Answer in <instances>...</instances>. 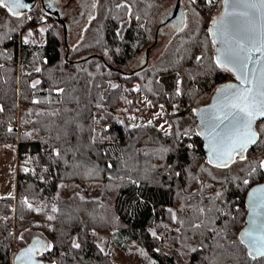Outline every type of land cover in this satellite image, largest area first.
I'll return each instance as SVG.
<instances>
[{
  "label": "trees",
  "instance_id": "1",
  "mask_svg": "<svg viewBox=\"0 0 264 264\" xmlns=\"http://www.w3.org/2000/svg\"><path fill=\"white\" fill-rule=\"evenodd\" d=\"M221 1L179 0L189 27L174 34L160 64L131 71L125 68L152 45L169 0H105L94 39L72 50L63 36L61 42L55 18L43 43L18 40L19 27L37 22L38 15L27 19L35 4L17 26L0 9V145L16 143L18 163L15 196L0 201V264H12L11 250L27 231L54 245L41 255L46 264H125L102 251L93 230H113L120 248L130 240L145 247L152 264H264L237 241L247 189L264 179V170L252 173L264 159V135L246 160L228 168L207 164L201 137L183 135L197 130L192 109L232 79L215 67L208 33ZM134 89L153 104L173 106L169 132L131 124L139 109ZM66 181L95 187L88 196H60L58 185Z\"/></svg>",
  "mask_w": 264,
  "mask_h": 264
},
{
  "label": "snow or ice",
  "instance_id": "2",
  "mask_svg": "<svg viewBox=\"0 0 264 264\" xmlns=\"http://www.w3.org/2000/svg\"><path fill=\"white\" fill-rule=\"evenodd\" d=\"M192 2L195 3V0ZM223 3L225 11L212 19L208 33L213 37V42L220 45L213 57L215 67L231 73L236 83L219 86L210 106L192 109L193 114L199 118L197 130L193 133L189 128L183 132L189 138L191 135L203 137L207 150L206 163L217 168H228L237 159L246 160L245 153L249 147L261 143L260 137L264 135V124L259 130L255 128L257 121L264 119V0H223ZM27 7L29 5L24 0H0V9H7L10 15L17 18L22 16L19 9ZM229 7L233 11H228ZM24 42L27 43V39ZM195 59L199 62L202 57L197 56ZM39 83L37 80L31 87L36 88ZM180 83V80L176 81L177 96L181 95ZM63 91L57 89L58 93ZM32 102L41 103L36 99ZM148 123L151 124V121ZM160 127L163 129V125ZM180 134L176 133L178 136ZM188 148L193 149L194 145L189 144ZM257 169L264 170V159L252 168V173ZM243 183L247 185L249 181L245 179ZM216 196L220 197L221 193L217 192ZM28 207L32 209L31 204ZM248 207L250 217L247 227L237 236V241L247 247L248 256L252 260H264V185L249 193ZM51 211L55 213L58 209L53 206ZM205 211L204 208L199 209L201 214ZM172 218L176 220L175 213ZM47 219L53 220L54 217L50 215ZM194 227L199 228L200 225ZM17 239L23 240V234ZM53 247L51 242L36 238L15 255L14 264H41L38 257L50 252ZM72 247L79 248L80 244L74 239Z\"/></svg>",
  "mask_w": 264,
  "mask_h": 264
},
{
  "label": "rangeland",
  "instance_id": "3",
  "mask_svg": "<svg viewBox=\"0 0 264 264\" xmlns=\"http://www.w3.org/2000/svg\"><path fill=\"white\" fill-rule=\"evenodd\" d=\"M63 8L61 9V16L65 17L73 14V21H70V27L67 29L66 34V47L70 50L76 48L82 43L91 41L94 39V31L98 29L99 24L104 16V2L105 0H60ZM175 0H169V2L162 8L156 23L158 24V32L156 40L152 43L148 51V57L146 65L153 66L158 65L163 61V52L168 44L172 41L174 34L180 30H184L189 27L188 9L182 2L180 9L182 12V18L178 26L169 23H164L160 26L161 17H165L169 11L172 10ZM36 10L28 13V20L37 18V22L34 24L25 23L19 27L18 40L23 42L27 39V43H43L45 39V30L53 24V19L47 15L45 10L39 3H36ZM221 9V6L219 10ZM25 14V13H24ZM20 16L23 18V15ZM38 15V16H37ZM162 15V16H161ZM10 20L13 21L14 26L18 25L20 19L14 16H10ZM58 33L62 42V27L58 24ZM44 29L43 32L40 30ZM31 33V35H29ZM65 49L64 45L62 46ZM143 61V53L138 55L132 63H130L125 69L131 71L141 66ZM137 102L139 109L130 115L131 124H138L140 122H149L156 124L158 127L163 125V131L169 132L171 125L168 122L167 114L173 110V106H168L164 103L153 104L148 98L141 92L136 90ZM208 98L201 101L206 102ZM19 128V127H18ZM161 128V127H160ZM189 144V143H188ZM239 160V159H237ZM236 160V161H237ZM17 144H2L0 145V201H4L7 197L15 196V181H16V169H17ZM95 184H83L76 181L61 182L58 185V194L60 196H67L72 192H83L85 195L92 193ZM24 233V232H23ZM34 234L32 231L24 233V244L28 242L30 236ZM42 235V234H41ZM115 232L113 230L106 231H92V238L96 241L102 251L106 252L114 261L125 264H152V260L149 257L150 252L134 241H127L123 248L117 246ZM27 245V243H26ZM19 247L14 245L11 250V255L15 252V249Z\"/></svg>",
  "mask_w": 264,
  "mask_h": 264
},
{
  "label": "water",
  "instance_id": "4",
  "mask_svg": "<svg viewBox=\"0 0 264 264\" xmlns=\"http://www.w3.org/2000/svg\"><path fill=\"white\" fill-rule=\"evenodd\" d=\"M24 3H26V0H24ZM241 9H237V11H239ZM19 11L21 12L22 9H19ZM225 11V5L223 3V0L221 1V9L218 13V15L216 17H219L223 12ZM228 11H233V9L231 7L228 8ZM54 18L62 25V30H63V39H64V42L66 43V34H67V27H66V23L64 22V18H62L60 12L58 10L54 11ZM169 16V17H168ZM181 18H182V12H181V9H180V6H179V0H176V3L172 6V10L169 11V13L165 16V17H161V23H160V26H162L164 23H171L172 25H174V28L175 26H178L180 21H181ZM211 23H210V27H211ZM158 28L155 29V34H154V40L153 42L156 40V35H157V32H158ZM212 40H213V37H212ZM214 43V42H213ZM220 45L218 44H215L214 43V56L216 54V51H217V48L219 47ZM149 48L148 47L144 53H143V61L141 63V66L140 67H143L146 65V61H147V57H148V51H149ZM231 74V73H230ZM232 76V79L230 81H225V82H222L220 83L219 85H217L216 87H214V89L212 90L208 100L206 102H202L200 103L198 106L195 107V109H200V108H204V107H207V106H210L213 102V98L215 96V90L223 85V84H226V83H236L235 81V78L233 77V75L231 74ZM195 117V120H196V127H197V124L199 123V118L194 115ZM201 140H202V146H203V149L205 150V153H206V156H207V150L206 148L204 147V144H205V141L203 139V137H201ZM253 146V145H252ZM250 146V147H252ZM249 147V148H250ZM261 185H264V179L261 181V182H258V183H255L253 185H251L248 189H247V192H246V195H245V205L247 207V212H246V216H245V224L243 225V227L240 229L238 235L240 234V232L245 228L247 227V221L249 220V217H250V208L248 207V196H249V193L252 191V189L254 188H257ZM28 245H26L27 247ZM247 248V247H246ZM247 253H248V249H247Z\"/></svg>",
  "mask_w": 264,
  "mask_h": 264
},
{
  "label": "flooded vegetation",
  "instance_id": "5",
  "mask_svg": "<svg viewBox=\"0 0 264 264\" xmlns=\"http://www.w3.org/2000/svg\"><path fill=\"white\" fill-rule=\"evenodd\" d=\"M59 1L60 0H26L25 4L29 5V7L23 8L21 13L22 14L25 13L27 9L32 7V5L39 3L42 6V8L45 10L47 15L51 18H54V14H53L54 11L58 10L61 14V9L63 8V5L59 4L60 3ZM72 16L73 14L62 17L64 18V22L66 23L67 29L70 27V21L74 20Z\"/></svg>",
  "mask_w": 264,
  "mask_h": 264
},
{
  "label": "crops",
  "instance_id": "6",
  "mask_svg": "<svg viewBox=\"0 0 264 264\" xmlns=\"http://www.w3.org/2000/svg\"><path fill=\"white\" fill-rule=\"evenodd\" d=\"M36 238H39V239H42L44 241H47L42 235L36 233V234H32V236H30V239L29 241L25 242L23 245L17 247V249H15V252L12 253L11 255V262L12 264H14V260H15V255L19 253V251L22 249V248H25L26 247V243L27 245L31 244L32 241ZM48 242V241H47ZM38 259L41 261V264H46L45 261L41 258V256L38 257Z\"/></svg>",
  "mask_w": 264,
  "mask_h": 264
},
{
  "label": "built area",
  "instance_id": "7",
  "mask_svg": "<svg viewBox=\"0 0 264 264\" xmlns=\"http://www.w3.org/2000/svg\"><path fill=\"white\" fill-rule=\"evenodd\" d=\"M1 199H2V197H1Z\"/></svg>",
  "mask_w": 264,
  "mask_h": 264
}]
</instances>
